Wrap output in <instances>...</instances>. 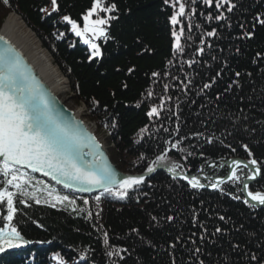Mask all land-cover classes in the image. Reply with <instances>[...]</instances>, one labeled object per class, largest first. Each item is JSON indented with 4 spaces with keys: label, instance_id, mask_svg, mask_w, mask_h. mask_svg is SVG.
Segmentation results:
<instances>
[{
    "label": "trees",
    "instance_id": "trees-1",
    "mask_svg": "<svg viewBox=\"0 0 264 264\" xmlns=\"http://www.w3.org/2000/svg\"><path fill=\"white\" fill-rule=\"evenodd\" d=\"M192 1L182 0L185 16L173 25L170 18L179 7L173 8L174 0H105L116 10L106 25L107 39H95L98 57L84 43L91 34L77 36L63 20L67 15L83 30L93 0H57L58 12L51 0H0V26L16 11L36 32L69 78L77 104L84 103L87 118L103 130L97 135L108 134L109 152L121 170L141 173L162 150L178 144L170 155L185 172L209 160L255 159L263 173L249 189L263 193L264 25L255 18L264 19V0H231V12L228 4L217 9L215 0L212 6ZM221 14L225 19H215ZM181 24L178 50L173 32L179 34ZM152 107L158 117L147 115ZM243 170L239 180L215 191L192 188L160 171L123 198L116 195L120 188L71 193L75 205L67 203L68 209L16 194L13 226L48 245L9 255L0 264H44L42 258L45 264H264V208L245 203L241 190L250 171ZM6 216L3 202L2 225Z\"/></svg>",
    "mask_w": 264,
    "mask_h": 264
},
{
    "label": "snow or ice",
    "instance_id": "snow-or-ice-1",
    "mask_svg": "<svg viewBox=\"0 0 264 264\" xmlns=\"http://www.w3.org/2000/svg\"><path fill=\"white\" fill-rule=\"evenodd\" d=\"M169 0H165L168 3ZM195 2V0H193ZM7 4L8 0H4ZM208 6L213 5V0H203ZM179 5L178 10L174 12L170 20L173 25L180 23L178 17L185 16V4L182 0H174L172 6L175 9L176 5ZM225 4L230 5L227 8L228 12H231L235 7L231 4V0H215V7L217 9L222 8ZM52 9L54 12L59 11V5L57 0H51ZM116 10V5L109 4L105 6V0H93V6L88 10L87 14L83 17L84 27L81 30L80 25L69 16L65 15L63 20L72 26V31L80 37H85L86 34L90 33L92 39H84V43L89 44L92 48V55L98 57L101 55L98 44L95 43V39L103 37L107 39V32L105 26L108 24L110 19H113L110 14ZM41 11L47 12L46 8H42ZM105 13L104 17H101L100 13ZM193 14L195 9H192ZM95 15V19L92 17ZM208 20H212L213 17L209 15ZM215 19H225L223 14L218 15ZM256 21L264 25V19L260 17L255 18ZM191 27V25H189ZM243 27V25H241ZM184 33L183 24L180 25L179 34L175 31L173 36L176 40V48L181 49V36ZM214 31L208 32V36H214ZM245 35L251 38L253 32H246ZM3 40V37H0ZM5 48L0 49V175L4 177H10L6 179L8 185H13L22 195H33L31 193H25L23 191V183L29 181H23V177L26 173L22 172L21 169L28 168L33 172H43L47 176H51L53 179L60 183L66 184L68 187H72L74 183L85 185L81 190L89 191L92 188H101L105 191H110L111 187L117 183V174L107 165L102 168L96 169L92 165L82 167L78 163V156L76 154L77 148L82 146L81 138L78 134H75L67 126L61 124L57 118L52 114L49 107L48 101L44 95L38 90V85H30L28 81L34 80L31 73L28 71L19 53L15 52V49L8 45L7 41ZM203 52V49H200ZM260 56V53H257ZM131 71V70H130ZM153 75H159L153 73ZM236 76H240L241 73L236 72ZM211 84H205V88H210ZM167 87V86H165ZM151 95V93H149ZM151 118L153 116H159L160 112L156 107H152L147 113ZM142 131H147L143 129ZM178 131V129H177ZM165 143H171L166 141ZM211 143V139H209ZM99 148V145H94ZM172 148H177L178 144H172ZM247 149V145H244ZM168 151L170 149L162 150L160 154L156 155V158L152 161V164L157 167H148L147 171L152 173L158 169L166 168L168 159ZM103 159L102 153H97ZM249 155L251 153L249 152ZM243 162L234 161V164L239 166ZM257 161L252 159L251 165H257ZM176 165L174 167H167V171L175 173ZM244 168H248V163H243ZM252 174L247 177L248 180H254L260 175L261 169L259 166L253 168ZM188 183L192 188H204L205 185L200 183L196 177L188 178ZM231 179L239 180L234 170L231 174ZM145 177L141 176H129L127 178H121L119 181L120 190L116 192V195L123 198L127 195V190L134 186L140 185L144 182ZM212 188H217L218 184L213 183ZM248 185H244V189H247ZM16 193L8 191L5 188L0 191V207H3V202L6 200L7 205V216L5 219L9 222L13 220L17 212V208L14 206V196ZM52 193L49 192V196ZM248 196L251 197L252 201L258 202L260 205H264V193L248 191ZM55 203L63 204L67 202L69 205H75L74 200H70L68 196H55ZM97 201L100 197L98 196ZM24 202V201H21ZM37 204L40 200H35ZM46 203L48 201H45ZM26 203V202H25ZM85 204L88 201H84ZM245 203H248L246 200ZM55 206V204H53ZM255 207V205H253ZM73 211H76L73 208ZM91 216V212L88 213ZM99 215V213H97ZM155 219V217H153ZM174 218L169 216L167 220L171 221ZM223 219V217H221ZM217 232L221 230L216 229ZM105 237L107 234L105 233ZM107 238L105 243H107ZM29 241L25 240L21 232L15 227L9 225L0 227V253L6 251L9 248H18L22 244H27ZM172 244L171 247H175ZM127 251V250H125ZM196 252L200 249L196 248ZM109 256L113 253H108ZM59 259V257H57ZM252 260H256L257 257L252 255ZM175 264V261H173ZM203 264V261L200 262Z\"/></svg>",
    "mask_w": 264,
    "mask_h": 264
},
{
    "label": "bare ground",
    "instance_id": "bare-ground-1",
    "mask_svg": "<svg viewBox=\"0 0 264 264\" xmlns=\"http://www.w3.org/2000/svg\"><path fill=\"white\" fill-rule=\"evenodd\" d=\"M0 34L4 35L11 42H13V44L17 48H20V51L22 52V54H24L28 58V60L30 61V64L44 78L47 84L55 92L57 97L64 103V105H66L69 109H71L67 105L65 99L62 98V95L68 91L69 86H70L67 78L63 76V74L61 73L62 72L61 69H59L55 65V63L53 62V58L51 57L49 52L46 49H43L39 40L36 38L33 32L29 28H27V26L24 24V22L21 20V18L16 13H12L6 18L2 28L0 29ZM48 96L51 100L52 98L50 94ZM57 97L56 99L59 100ZM56 99L54 100L56 101ZM79 115L81 116V114ZM64 118L69 119L70 117L65 116ZM74 126H76V124ZM70 129L75 134H78L80 136L81 141H84V134L81 133L83 129L80 128L79 125H77L76 128L71 126ZM90 130L93 132V135L95 137L98 136L97 133L94 131V129L90 127ZM94 143L95 142L91 140V142L88 145H85L82 143V146L77 148L76 154L79 158L78 163L82 167H87L88 165H92L96 169L102 168L104 165H107L109 167L110 165L108 164V162L103 160L100 164H98L95 161V157L93 159V152L95 150ZM94 162L96 165L93 164ZM153 167H157V166L154 165ZM167 167H173V166L167 162L166 169ZM176 172H179V171L176 170ZM169 173H172V172H169ZM182 174L187 175L190 178L196 177L197 179H199L197 177V174H194V172L193 173L182 172ZM263 206H260V207H263Z\"/></svg>",
    "mask_w": 264,
    "mask_h": 264
},
{
    "label": "water",
    "instance_id": "water-1",
    "mask_svg": "<svg viewBox=\"0 0 264 264\" xmlns=\"http://www.w3.org/2000/svg\"><path fill=\"white\" fill-rule=\"evenodd\" d=\"M0 37H3V40H0V49H4L5 48V43L4 42L7 41L8 45H10L12 48H14L16 53H19L20 54V56H21L24 64L26 65L28 71L31 73V76L34 78V80H30V81H28V83L30 85H32V84L38 85V90L44 95L45 99L48 101V104H49V107L51 109V112L57 118V120L61 124L67 126L69 129H70L71 126L76 128V126L79 125L80 128L83 129V131L81 132V133L84 134V141H82L83 144L88 145L91 142V140H93V142H95L94 143L95 145H99V148H97V147L94 146L95 150L93 152V159L95 157V161L98 164H100L103 160L106 161V162H108V164L110 165L109 167L117 174V183L114 186H112L111 188H114V187L119 186V181H120L121 178H127L129 176H137L138 177V176H141V175H143L145 178H148V177H150V176L153 175V173L155 171L152 172V173H149L148 171H146V172L141 173V174H127V173H124L123 171H121L118 168V166L112 161V158H111V156H110V154L108 152V148L103 143H101L100 141H98L99 139L96 138L97 136L95 137L93 135V132L90 130V126L85 122V120L75 110L69 109L66 105H64V103L57 97V95L55 94V92L47 84V82L44 80V78L33 68V66L30 64V61L28 60V58L24 54H22V52L20 51V48H17L13 44V42H11L4 35H1L0 34ZM49 94H50V96H51V98L53 100L52 99L50 100V98L48 96ZM56 97L59 100H57ZM54 99H56V101ZM65 116H69L70 118L69 119H65L64 118ZM75 124H76V126H74ZM97 153H102L103 154V159H101V156L98 155ZM234 161H241L243 163H247V161H245L244 159L234 158V159H231L229 161V163L233 166L232 168H236V166H237V165L234 164ZM93 164L96 165L95 162ZM249 167L252 168V169L255 168L253 166H249ZM25 169H28V168H25ZM163 169L166 170V168H163ZM28 170L32 171L31 169H28ZM36 173H38L42 177L51 179L55 183L58 182L57 180L53 179L51 176L45 175L43 172H36ZM171 175H173L175 177H181V178H184L185 176H187V175L182 174L181 172L171 173ZM259 176L260 175H258L257 177H259ZM188 178L190 179V177H188ZM225 180L226 179L223 178L217 184L220 185ZM253 181H255V179L254 180H248L247 179L245 181V184L248 185V184L252 183ZM57 184L60 185V186L65 187L67 189H71V190H75V191L83 192V193H92V192H99V191H103L104 190V189H101V188H92L89 191H83L81 189L83 187H86V186L85 185H80L78 183H74L72 187H68V186H66V184L60 183V182H58ZM244 191H245V194H246L247 199L251 203H253L254 205H258V206H263V205L258 204V202L251 200V197L248 196V188L247 189H244ZM5 226H7V225H5ZM25 240H26V238H25ZM28 244L29 243L22 244L18 248H9V249H6L5 252L0 253V256L4 255L8 251H14V250H18V249L24 248V247L28 246Z\"/></svg>",
    "mask_w": 264,
    "mask_h": 264
},
{
    "label": "rangeland",
    "instance_id": "rangeland-1",
    "mask_svg": "<svg viewBox=\"0 0 264 264\" xmlns=\"http://www.w3.org/2000/svg\"><path fill=\"white\" fill-rule=\"evenodd\" d=\"M193 2V1H192ZM12 13H16L20 18H21V20L24 22V24L27 26V28H29L32 32H33V34L36 36V38L39 40V42H40V44H41V46L43 47V49H46L48 52H49V54L51 55V57H52V54L50 53V51L48 50V48H46L45 46H43V43H42V41L40 40V38L37 36V34H36V32L28 25V23L22 18V16L20 15V14H18L16 11H11V12H9L8 14H7V17L10 15V14H12ZM6 17V18H7ZM6 20V19H5ZM5 20H3V23H2V25L0 26V29L2 28V26H3V24H4V22H5ZM185 44H187L186 42H185ZM53 58V57H52ZM56 66H57V64H55ZM58 67V66H57ZM59 68V67H58ZM60 69V68H59ZM61 72V71H60ZM62 74H63V76H65L66 78H67V80H68V82H69V84H70V86H69V89H68V91L67 92H65L63 95H62V98L63 99H65V101H66V103H67V105L71 108V109H73V110H75L77 113H79V114H81V116L83 117V119L85 120V122L92 128V129H94V131L97 133V131H100V129H98V126L95 124V122H93V121H91V120H89V118H87V108L85 107V104L84 103H80V104H77V102L75 101V93L72 91V87H71V83H70V80H69V78L63 73V72H61ZM103 130H101L100 132H102ZM99 132V133H100ZM98 134V133H97ZM98 137V139H99V141L101 142V143H103L107 148H108V151H109V149H110V147L112 146L111 145V143H110V141H109V139H108V134L107 133H105V132H103L102 133V137H99V136H97ZM171 149H173L174 150V148H170V151H168V159H167V162L170 164V165H172L173 167L174 166H176V165H180V167H176V170H178V171H181V172H185L184 171V169H183V167L181 166V164H180V162H176L173 158H172V156L170 155L171 153ZM111 155V154H110ZM112 157V156H111ZM234 158H241V159H244L245 161H247V163H249V166H253V167H257V166H259L260 167V169H261V172H260V176L259 177H256V179H255V181H253L252 183H250L249 184V186L251 185V184H253V183H255L256 181H258L260 178H261V176H262V173H263V168H262V166L259 164V163H257V165H251L250 164V161L251 160H248L247 158H242V157H238V156H233V157H230L229 159H226V160H223V161H221L220 163H214V162H210V160H209V162H206V164H204L203 166H202V168H200L198 171H196V173L195 174H197V177L199 178L198 180L200 181V183H202V184H204L205 185V187L204 188H207V189H209V190H212V191H215V190H218L219 188L217 187V188H212L211 187V185L213 184V183H218L221 179H223V178H225L226 180L225 181H223L221 184H225L226 182L228 183V182H232L234 179H231L230 177H231V174H232V172L235 170L236 171V175H237V173H238V171L240 170L241 171V173H244L245 172V170H243V169H245L244 167H243V163L241 164V165H239V166H236V168H232L233 166L229 163V161L231 160V159H234ZM152 166H153V164H151ZM119 168V167H118ZM120 169V168H119ZM249 171H250V175L252 174V168H250V167H248L247 168ZM243 170V171H242ZM160 171H163V172H166L168 175H170L171 177H173V178H175V179H179V180H183V181H185L183 178H180V177H175V176H173V175H171V173H169V172H167L166 170H164L163 168L162 169H158L157 171H155L154 173H153V175L152 176H150L149 178H152V177H154V175L155 174H157V172H160ZM189 173V172H188ZM190 173H193V172H190ZM249 175V176H250ZM149 178H147V179H149ZM146 179V180H147ZM246 179L247 178H245L244 179V181H243V184H242V190H241V194H242V196H243V199H244V201H248V203H250L251 205H254L253 203H251L248 199H247V197H246V194H245V191H244V184H245V181H246ZM188 183V182H187ZM210 183V184H209ZM40 184V183H39ZM189 184V183H188ZM220 184V185H221ZM191 186V185H190ZM249 186H248V191H251L250 189H249ZM34 189V188H33ZM31 190L30 191V193H32V192H34V190ZM27 192H29V190L27 191ZM49 192H53V191H47V192H45V194L50 198V196H49ZM264 193V192H263ZM226 194H230L229 192H227L226 191ZM23 196H25V195H23ZM51 196H53V197H51L50 199V203H49V205H52L53 206V204H55V205H57V203H55V194H53L52 193V195ZM27 197L28 198H30V199H36V198H39V197H37V195H27ZM41 202V201H40ZM256 207H260V206H257V205H255ZM262 208H264V206L262 207ZM84 257V256H83ZM82 257V258H83Z\"/></svg>",
    "mask_w": 264,
    "mask_h": 264
}]
</instances>
